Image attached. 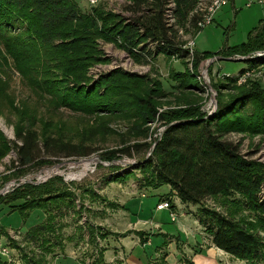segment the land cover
Masks as SVG:
<instances>
[{"label":"rangeland","instance_id":"obj_1","mask_svg":"<svg viewBox=\"0 0 264 264\" xmlns=\"http://www.w3.org/2000/svg\"><path fill=\"white\" fill-rule=\"evenodd\" d=\"M73 1L96 21L89 36L92 60L90 59L88 63L82 61L83 69L80 72L75 71V74L70 71L66 58L71 55L64 50L54 51L44 46L41 57L28 60L21 55L19 58H13L0 41V132L11 145L8 153L0 160V189L6 182L18 176L55 167L51 169L54 173H50L46 180L23 183L13 190L0 193V198L20 192L16 190L26 186L43 185L54 178L59 179L56 182H63L74 193L75 198L74 207L61 205L54 219V231L46 233L51 248L39 241L41 236L39 240H28L25 237L28 227L41 222L46 217L41 209L30 211L26 220H23L18 212L12 211L10 202H0V258L5 264H26L25 261L30 259L40 264H93L94 259L101 254V264H122L128 246L121 244L119 236L128 234L130 229L125 230L122 223H119L121 219L127 220V216L124 209L120 208L123 204L118 202L115 195L118 191L127 192L122 190L126 188L128 191L135 188L138 197L152 196L153 191H151L152 187L147 191V186L137 183L136 179L143 174L140 170H133L123 178L107 181L112 166L122 164L121 158L124 156H113L110 154L111 150L131 141H146L150 144L158 138L160 132L162 133L169 117L168 112L172 108L194 106L201 112H211L217 105L218 98L235 94L241 87L246 88L256 84L264 88V62L256 63L251 67L247 66L246 58L243 57L245 53L257 50L229 52L225 49V45L230 46L244 41L252 25L256 28L264 25V1L228 0L222 3V6L213 13L212 20L204 26L197 24L193 27L188 25L187 20L180 23L176 18L168 17L173 27L177 29V39L181 43L193 39L194 49L202 51L199 62L191 68L197 86L188 90L175 87L176 80L170 75V70L184 67L188 70L192 58L181 59L164 53L146 59L144 55L136 57L121 47V38L116 33L114 37L99 34L98 30L102 29L103 24L113 18L124 22L128 17L138 15L142 8L137 12L126 6L133 0H95L93 3L89 0ZM208 1L198 0L196 2L198 10L202 11L200 9ZM72 26H66L65 30ZM23 34L24 29L15 30L10 33L9 38L13 42H19V37ZM55 42H59V39ZM33 44L40 53L38 43L33 42ZM15 46L17 50H22L18 45ZM258 49L264 50V46ZM203 50L210 52L205 54ZM75 52L74 56H78L82 50L78 49ZM115 69L125 77L121 79L123 82L121 87L126 94L132 92L140 97L146 96L155 104L152 116L143 119L138 114L140 109L134 108V111L137 110L136 113L132 111L129 107L131 104H126L128 96H125V93L120 99L122 104L126 105L125 109L116 114H85L59 104V95L54 90L58 85L73 86L86 82L92 85L94 81L108 76ZM77 74L80 79H77ZM228 75H235V81L227 79ZM38 78H45L48 83L40 85ZM220 80L226 82L217 86L215 83ZM26 116L34 121L39 137L44 133L52 134L79 144L78 150H83L86 146L92 151L88 155L79 156H67L62 152L52 156L53 160L50 163L32 167L20 174L15 173L16 150L11 142H17L14 130L19 120ZM227 137L239 143L240 151L264 163V130L242 128L228 132ZM41 151L43 152V149ZM144 152H137L135 157H141ZM126 184L130 186L126 187ZM159 187L162 191L168 188L167 184L162 183ZM170 192L160 193L159 198H163L166 194L170 195ZM240 197L231 191L227 194L216 193L205 198L203 203L205 206L231 214L235 220L245 224L264 242V213L246 208L244 204L242 205ZM140 199L144 203L147 201L145 198ZM18 202L20 201L16 200L14 204ZM151 206H149L150 211ZM187 207L188 205L183 206L186 212L189 211ZM190 207L194 210L197 208V206ZM174 213L176 217L177 212ZM154 214L162 216L165 220L169 219L168 212L163 208L154 210ZM191 216L195 218L192 214ZM189 231L187 233L189 242L202 239L200 233L192 234L191 230ZM180 234L184 239V234L182 232ZM102 235L105 237L103 238ZM209 245L210 242L206 246ZM139 247L141 245H136L128 255V264H141V260L137 259L141 255ZM47 248L51 251H47ZM262 249V257L258 260L242 259L215 250L219 252L222 264H264V246ZM161 261L160 252L154 264H164ZM185 264L194 263L185 261Z\"/></svg>","mask_w":264,"mask_h":264},{"label":"trees","instance_id":"obj_2","mask_svg":"<svg viewBox=\"0 0 264 264\" xmlns=\"http://www.w3.org/2000/svg\"><path fill=\"white\" fill-rule=\"evenodd\" d=\"M197 1L133 0L126 6L137 12L142 8L138 15L128 17L124 22L113 18L105 22L98 32L105 37H114L116 33L121 38V47L136 57L144 55L146 59L164 53L181 59L192 58L188 70L186 67L171 69L170 75L176 80V88L193 89L197 85L191 68L199 62L202 51L194 49L191 53L177 39V29L168 17H174L180 23L187 20L189 26L195 27L203 13L197 8ZM95 23V19L83 12L73 0H0V41L12 57L19 58L22 55L28 60L41 57L44 46L54 51L64 50L71 55L66 59L72 73L83 69L82 61L88 63L92 60L89 36ZM71 25L73 26L65 30L66 26ZM19 29H24V34L19 37V42H13L9 35ZM58 39L59 42H55ZM33 42L40 46V53ZM15 45L22 50H17ZM225 46L229 52H247L251 49L259 51L258 48L264 46V25L258 28L252 25L244 41ZM78 49L83 54L74 56ZM203 52L207 54L210 50ZM245 58L247 66L252 67L264 62V53H253ZM123 78L125 77L115 69L92 85L87 82L73 86L58 85L54 90L59 95L60 105L81 113H121L126 105L120 99L125 95L128 96V103H125L131 104L129 107L132 111L134 108L140 109L138 114L143 119L152 116L155 104L146 96L140 97L132 92L126 94L121 87ZM235 78V75L227 77L230 81H235ZM38 79L40 85L48 83L45 78ZM225 82L226 80H220L215 84L218 86ZM216 101L217 105L211 112H201L194 106L172 108L168 112L169 117L162 133L150 144L146 141H131L111 150V155H124L129 161L112 166L107 181L111 182L131 174L133 170H140L143 174L136 179L138 184L149 187L168 184L181 202L197 206V210L189 208V211L191 210L213 245L235 257L258 260L262 257L264 246L260 236L235 220L231 214L205 206L203 200L216 193L227 194L231 191L241 196V203L246 208L264 213V163L240 151L239 143L227 137L228 132L242 128L264 130V88L256 84L241 87L235 94ZM14 135L19 142H11L16 150L14 162L17 174L50 163L52 156L62 152L67 156H79L88 155L92 151L86 146L83 150H78L79 144L52 134L44 133L39 137L34 121L27 116L19 120ZM10 147L8 139L0 132V160ZM141 151H145L142 156L135 157ZM57 180L59 179L54 178L43 185L26 186L16 190L20 192L0 198V202H10L12 211L18 212L23 220L34 209L44 212V220L28 227L25 237L28 240H39L41 236L39 241L49 246L48 248L52 245L46 233L54 231L53 224L58 209L62 204L74 207L75 200L74 193L63 182H56ZM162 199L170 202V208L174 206L168 194ZM16 200L20 202L14 204ZM140 238L145 241L143 237ZM48 248L47 251H51ZM164 260L162 255L161 262ZM101 261L102 254L94 259L93 264H101ZM187 261L190 263L192 260ZM25 263L40 264L33 259ZM0 264H5L1 258Z\"/></svg>","mask_w":264,"mask_h":264},{"label":"crops","instance_id":"obj_3","mask_svg":"<svg viewBox=\"0 0 264 264\" xmlns=\"http://www.w3.org/2000/svg\"><path fill=\"white\" fill-rule=\"evenodd\" d=\"M123 185L125 186V183ZM126 185V187L130 186L128 184ZM167 186L168 188L166 191H162V188L159 186L152 187V196L148 197L147 195L138 197L135 188L128 191L127 188L122 189V187L121 189L127 192L118 191L115 195L118 198V202L123 204V207L120 206V208L122 210L124 209L123 211L127 216V220L122 221L121 219L119 223H122L125 230L130 229L128 234L119 236L120 241H122L121 244H126L125 246H128L125 249L126 252H124L126 258L122 264H128V255L132 253L136 245H141V247H139V253L141 255L137 257L138 260H141V264H154L158 256H160V252L164 256V264H185L187 260H192L194 264H222L219 259V252L215 249L226 254L229 253L211 243L205 230L198 224L196 218L191 216V212L183 210V206L186 204L181 202L180 199L176 197V194L172 193L168 184ZM148 189L149 186H147L146 190L148 191ZM168 191H171L169 198H171L174 204L170 209L173 212H177V216L175 217L177 220L175 223H172L175 219L172 218L167 208L161 207L169 214V219L167 220L162 216L160 217L154 214V210L161 209L155 208L156 203L162 200V198H159L160 193L163 194ZM140 198H145L147 200L146 203H148H144ZM149 206H151V211L149 210ZM188 208L191 209L190 205H188L187 209ZM189 230H191L192 234H195V232L200 233L202 239H194V242H192V240L189 242L187 238V233L190 232ZM181 232L184 234V239L181 237ZM140 237H143L145 241H141ZM208 242H210L211 245L206 246Z\"/></svg>","mask_w":264,"mask_h":264},{"label":"built area","instance_id":"obj_4","mask_svg":"<svg viewBox=\"0 0 264 264\" xmlns=\"http://www.w3.org/2000/svg\"><path fill=\"white\" fill-rule=\"evenodd\" d=\"M91 3H93L95 0H89ZM226 1L228 0H209L207 4H205V6L200 9L202 10V14L200 17V20L198 21V26H204L206 24H208L211 20H212V15L213 13L216 12V10L222 6V3H226ZM261 2H263L264 0H259ZM193 39L187 41L186 43L184 42L185 47H187L189 49V51L192 53L194 51V47H193ZM260 54V53H264V50H259V51H251L250 53L243 55V57L249 56L251 54ZM242 56V55H240ZM161 134V132H160ZM159 134V135H160ZM18 142V141H17ZM123 159V163L129 161V158L122 156ZM115 162V161H114ZM122 163V164H123ZM55 167L49 168V169H45V170H41L38 171L34 174H28V175H23V176H18V178L16 179H11L8 182L5 183V186L3 188L0 189V193H5L9 190H13L14 187H18L20 185H23V183L25 184L26 182L28 183H37L38 181L42 180H46L47 176L50 175V173H54L51 172V169H54ZM57 168V167H56ZM170 202L168 200H161L160 202H158L155 206V208H167L169 209L170 215L172 216L173 219H175V213L170 209Z\"/></svg>","mask_w":264,"mask_h":264},{"label":"bare ground","instance_id":"obj_5","mask_svg":"<svg viewBox=\"0 0 264 264\" xmlns=\"http://www.w3.org/2000/svg\"><path fill=\"white\" fill-rule=\"evenodd\" d=\"M50 171H52V170H50Z\"/></svg>","mask_w":264,"mask_h":264}]
</instances>
